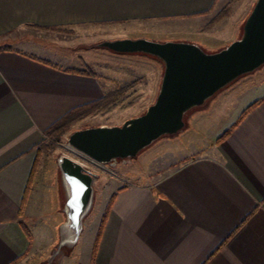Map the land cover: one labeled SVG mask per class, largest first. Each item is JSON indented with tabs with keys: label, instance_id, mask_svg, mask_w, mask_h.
I'll return each mask as SVG.
<instances>
[{
	"label": "crops",
	"instance_id": "obj_1",
	"mask_svg": "<svg viewBox=\"0 0 264 264\" xmlns=\"http://www.w3.org/2000/svg\"><path fill=\"white\" fill-rule=\"evenodd\" d=\"M217 4L218 0H0V46L11 47L0 50V264H264V99L225 139L202 147L195 159L156 180L117 189L94 258L95 240H82L85 220L78 242L52 257L66 218L60 174L51 226L54 240L42 243L28 235L26 219L35 185L23 201L46 130L105 91L95 75L65 70L80 64L69 51L52 49L48 44L57 43L56 36L43 27L198 21ZM162 66L164 70L163 62ZM252 73L188 111L184 128L195 110ZM40 244L48 248L40 249Z\"/></svg>",
	"mask_w": 264,
	"mask_h": 264
},
{
	"label": "rangeland",
	"instance_id": "obj_2",
	"mask_svg": "<svg viewBox=\"0 0 264 264\" xmlns=\"http://www.w3.org/2000/svg\"><path fill=\"white\" fill-rule=\"evenodd\" d=\"M255 2L218 0L216 7L198 21L46 28L57 39V43L48 44L52 49L58 53L69 51L71 58L80 64L75 69L91 73L104 82V94L91 103L99 102L106 96L109 98L75 114L66 132L53 137L46 135L41 142V155L32 183V191L34 185L36 187L34 204L26 219L33 240H41L42 243L54 240L51 226L54 225L59 156L67 155L97 173L93 207L85 218L86 227L82 236V240H95L106 207L117 189L131 182L156 180L195 159L203 153L202 147L216 142L248 107L264 99L263 65L240 78L230 89L217 94L206 107L195 110L188 117L186 128L184 126L177 133L159 137L127 162L120 159L115 165L101 163L70 145V134L87 127L121 125L144 113L155 101L163 66L152 55L120 53L99 43L126 37H148L161 41H193L207 52H216L241 37L244 22ZM92 44L94 47H90ZM222 94L227 96L222 97ZM45 200L46 205L43 203ZM38 247L48 248L41 244Z\"/></svg>",
	"mask_w": 264,
	"mask_h": 264
},
{
	"label": "water",
	"instance_id": "obj_3",
	"mask_svg": "<svg viewBox=\"0 0 264 264\" xmlns=\"http://www.w3.org/2000/svg\"><path fill=\"white\" fill-rule=\"evenodd\" d=\"M99 45L120 53L149 54L164 64L156 99L144 113L121 125L87 127L69 136V144L75 149L96 161L115 165L120 159L136 157L159 137L180 131L188 111L264 65V0H256L241 37L216 52H207L193 42H161L146 37L104 40ZM57 164L66 218L59 226V242L52 257L78 242L93 207L97 176L67 155L59 156Z\"/></svg>",
	"mask_w": 264,
	"mask_h": 264
},
{
	"label": "trees",
	"instance_id": "obj_4",
	"mask_svg": "<svg viewBox=\"0 0 264 264\" xmlns=\"http://www.w3.org/2000/svg\"><path fill=\"white\" fill-rule=\"evenodd\" d=\"M43 28H52V29H55V27H43ZM11 47L9 46H1L0 47V50H3V49H9ZM41 61H43L44 63L46 64H49V65H52V66H57L56 64H52V62H50L49 60H45V59H40ZM66 71H72V72H78V73H86L85 71H82V70H78V69H75V68H65ZM109 97H103L99 102H95V103H88V104H85L83 106H80V107H77L75 108L74 110H72L71 112L67 113L66 115H64L61 119H59L58 121H56L55 123H53L47 130H46V135L48 137H53L55 135H61L62 133L66 132L68 130V124L74 119V115L79 113L80 111L92 106V105H95L97 103H103L105 101L108 100ZM261 100H258L257 102H255L254 104H252L250 107H248L246 109V111L244 112V114L241 116V118L254 106L256 105L257 103H259ZM240 118V119H241ZM236 123L224 134L222 135L221 137H219L216 142H220L222 141L223 139H225L230 131L235 127ZM40 155H41V149H40V145L38 146V149H37V154H36V158H35V162H34V166L32 168V173H31V177H30V181L28 183V189L26 191V195L24 197V201L23 203L25 202L26 198H27V195H28V192H29V188L32 187V183H33V180H34V177H35V174H36V169H37V165H38V162H39V159H40ZM113 197H114V194L112 195V197L110 198V201L106 207V210L103 214V217H102V220H101V223H100V226H99V229H98V232H97V235H96V238H95V242H94V247H93V255L92 257L94 258L95 256V253H96V249H97V244H98V241L100 239V235H101V230H102V227H103V224H104V221H105V216L107 214V212L109 211L110 207H111V204H112V201H113ZM29 231V230H28ZM28 235H30L31 237V233L30 231L28 232ZM92 258V259H93Z\"/></svg>",
	"mask_w": 264,
	"mask_h": 264
}]
</instances>
